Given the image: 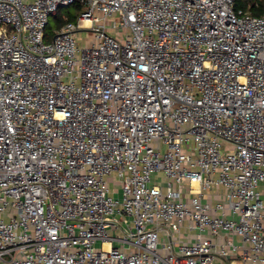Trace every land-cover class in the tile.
<instances>
[{
	"label": "built area",
	"instance_id": "1",
	"mask_svg": "<svg viewBox=\"0 0 264 264\" xmlns=\"http://www.w3.org/2000/svg\"><path fill=\"white\" fill-rule=\"evenodd\" d=\"M263 184L264 16L0 0V264H264Z\"/></svg>",
	"mask_w": 264,
	"mask_h": 264
},
{
	"label": "rangeland",
	"instance_id": "2",
	"mask_svg": "<svg viewBox=\"0 0 264 264\" xmlns=\"http://www.w3.org/2000/svg\"><path fill=\"white\" fill-rule=\"evenodd\" d=\"M79 5H82V4L77 3L72 6L62 7L59 9L57 14L50 17L49 25L47 27V33L50 36V38H52L56 30L60 28L62 22L66 21V19L74 18L73 21H76L77 17L80 15L83 9L82 7H79ZM90 38H91V34L89 33L87 34L86 32H83V34L81 35L80 45L88 44V41ZM161 177L162 175H155L153 177V180L157 181L158 183H162ZM117 183H118V180L114 179L110 184L111 189H117L118 188ZM263 187H264V184H263ZM116 196L119 197L118 195ZM192 234H194V232Z\"/></svg>",
	"mask_w": 264,
	"mask_h": 264
},
{
	"label": "trees",
	"instance_id": "3",
	"mask_svg": "<svg viewBox=\"0 0 264 264\" xmlns=\"http://www.w3.org/2000/svg\"><path fill=\"white\" fill-rule=\"evenodd\" d=\"M82 7V5H79ZM83 8V7H82ZM236 10H242L243 12L250 13L254 16L263 17L264 16V0H235ZM74 18L66 19L62 22L60 28L69 21H73ZM47 40H51L47 33Z\"/></svg>",
	"mask_w": 264,
	"mask_h": 264
},
{
	"label": "crops",
	"instance_id": "4",
	"mask_svg": "<svg viewBox=\"0 0 264 264\" xmlns=\"http://www.w3.org/2000/svg\"><path fill=\"white\" fill-rule=\"evenodd\" d=\"M221 193H222V189L216 187L215 189L212 190L211 195L208 197V200L213 203L218 199V196Z\"/></svg>",
	"mask_w": 264,
	"mask_h": 264
}]
</instances>
